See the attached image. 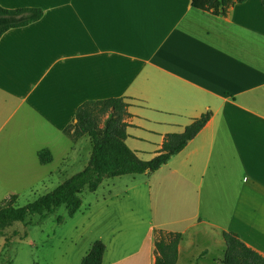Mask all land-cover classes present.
<instances>
[{
    "label": "crops",
    "instance_id": "obj_1",
    "mask_svg": "<svg viewBox=\"0 0 264 264\" xmlns=\"http://www.w3.org/2000/svg\"><path fill=\"white\" fill-rule=\"evenodd\" d=\"M254 1L215 16L191 0H0L43 11L0 38V120L9 114L0 129L23 109L27 132L67 136L83 103L120 98L125 147L139 158L151 148L152 159L165 135L210 112L161 167L165 183L197 219L201 203L216 201L224 232L264 258V14ZM113 239L102 264H154L153 229L135 245Z\"/></svg>",
    "mask_w": 264,
    "mask_h": 264
},
{
    "label": "rangeland",
    "instance_id": "obj_2",
    "mask_svg": "<svg viewBox=\"0 0 264 264\" xmlns=\"http://www.w3.org/2000/svg\"><path fill=\"white\" fill-rule=\"evenodd\" d=\"M256 2L253 9L264 14L260 0ZM22 110L0 129V203L15 195L14 206L19 207L51 193L83 170L91 149L86 137L75 141L46 129L27 132L31 126L20 122ZM8 115L3 114L0 126ZM32 129H36L33 124ZM43 149L53 156L50 164L38 161ZM148 150L138 158L150 160ZM160 169L149 175L104 179L95 192L84 189L82 205L72 218L60 207L46 218L29 216L15 223L0 235V264H81L84 246L90 249L96 240L109 244L113 236L117 243L135 245L149 229L155 237L160 231L183 234L177 264H219L226 223L217 202L201 203L200 219L195 218L196 210H187L185 197L178 200L165 183L166 171Z\"/></svg>",
    "mask_w": 264,
    "mask_h": 264
},
{
    "label": "trees",
    "instance_id": "obj_3",
    "mask_svg": "<svg viewBox=\"0 0 264 264\" xmlns=\"http://www.w3.org/2000/svg\"><path fill=\"white\" fill-rule=\"evenodd\" d=\"M247 0H191V6L212 15H225L234 3ZM264 11V0H260ZM43 17L39 8L5 9L0 6V38L6 32L29 26ZM211 117L206 113L199 121L187 126L182 133L167 134L163 138L161 150L150 160L144 161L131 153L124 145L130 114L120 98L87 101L77 108L74 122L65 129L72 140L86 137L90 141V155L83 170L66 180L51 193L41 196L25 206H14L17 197L11 196L0 203V235L17 222H24L29 216L46 218L56 209L65 207L67 216L72 218L82 205L81 193L84 189L95 192L102 181L122 176L149 175L166 165L172 157L182 152L188 143L204 128ZM41 165L52 162L49 150L37 154ZM61 218L58 221L61 222ZM154 236V264H177L178 247L182 242L181 233L162 231ZM224 250L219 264H264V258L248 248L232 232L222 233ZM105 245L95 241L81 264H102Z\"/></svg>",
    "mask_w": 264,
    "mask_h": 264
}]
</instances>
